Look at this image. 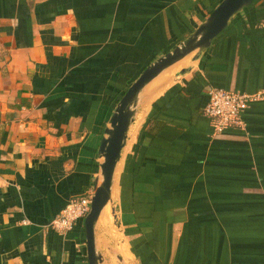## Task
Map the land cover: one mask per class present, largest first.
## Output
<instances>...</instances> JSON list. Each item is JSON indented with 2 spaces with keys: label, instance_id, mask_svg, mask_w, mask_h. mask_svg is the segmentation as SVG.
I'll return each mask as SVG.
<instances>
[{
  "label": "crops",
  "instance_id": "crops-1",
  "mask_svg": "<svg viewBox=\"0 0 264 264\" xmlns=\"http://www.w3.org/2000/svg\"><path fill=\"white\" fill-rule=\"evenodd\" d=\"M221 1L0 0V264H87L82 222L52 221L92 193L123 93ZM197 56L140 96L98 221L118 264H264V96L219 135L203 113L211 88L264 94V0Z\"/></svg>",
  "mask_w": 264,
  "mask_h": 264
},
{
  "label": "water",
  "instance_id": "water-1",
  "mask_svg": "<svg viewBox=\"0 0 264 264\" xmlns=\"http://www.w3.org/2000/svg\"><path fill=\"white\" fill-rule=\"evenodd\" d=\"M255 1L222 0L185 41L150 64L118 100L108 121L109 127L105 129L104 137L99 143L97 151L100 160L99 173L91 193L89 213L82 221L87 264L104 263L103 255L96 249L94 230L102 211L110 202L115 171L121 160L128 131L135 121L143 90L173 66L188 58H191V62L198 54L208 50L212 42L226 30L230 21ZM185 73L186 69H183L175 77ZM117 259L120 261L118 257Z\"/></svg>",
  "mask_w": 264,
  "mask_h": 264
},
{
  "label": "built area",
  "instance_id": "built-area-1",
  "mask_svg": "<svg viewBox=\"0 0 264 264\" xmlns=\"http://www.w3.org/2000/svg\"><path fill=\"white\" fill-rule=\"evenodd\" d=\"M264 94H246L237 91L211 88L207 92V104L203 109L214 135L234 128H242V114L249 104L263 99ZM91 194L69 202L52 221L51 228L58 234L71 232L77 222H82L90 210Z\"/></svg>",
  "mask_w": 264,
  "mask_h": 264
},
{
  "label": "rangeland",
  "instance_id": "rangeland-1",
  "mask_svg": "<svg viewBox=\"0 0 264 264\" xmlns=\"http://www.w3.org/2000/svg\"><path fill=\"white\" fill-rule=\"evenodd\" d=\"M190 59L191 58H188L187 61L185 62H182L180 65L178 66H175L174 68H171L169 69V72L168 74H166V78L168 80V83L172 82L173 79L175 78V75L183 70V69H186L185 67H187L190 63ZM111 226L113 227V229L117 232L116 228H117V225H116V221H115V213H114V210H113V214L111 216ZM98 228L100 233H101V244L103 245V257H104V262L106 264H111V262L113 264H118V259H117V253L113 252L114 250L111 249V238H112V235L110 236L109 233H108V229L106 228H103L101 226V224H98ZM118 233V232H117Z\"/></svg>",
  "mask_w": 264,
  "mask_h": 264
},
{
  "label": "bare ground",
  "instance_id": "bare-ground-1",
  "mask_svg": "<svg viewBox=\"0 0 264 264\" xmlns=\"http://www.w3.org/2000/svg\"><path fill=\"white\" fill-rule=\"evenodd\" d=\"M139 120H141V119H139ZM137 122H138V121H137ZM137 124H138V123H137ZM136 126H137V125H136ZM136 126H135V127H136ZM133 127H134V126H133ZM134 129H135V128H134ZM136 129H137V128H136ZM130 130H131V129H130ZM133 132H134V131H133ZM131 134H132V133H131ZM132 135H133V134H132ZM132 135H131V136H132ZM133 136H134V135H133ZM110 203H111V200H110V202L108 203V205L104 208V210H106V209L108 208V206H109ZM104 210H103V211H104ZM103 211H102V212H103ZM101 214H102V213H101Z\"/></svg>",
  "mask_w": 264,
  "mask_h": 264
}]
</instances>
